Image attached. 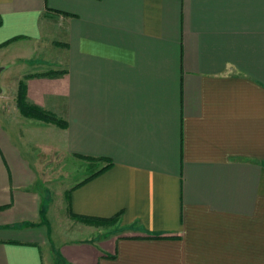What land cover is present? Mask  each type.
<instances>
[{"label": "crops", "instance_id": "1", "mask_svg": "<svg viewBox=\"0 0 264 264\" xmlns=\"http://www.w3.org/2000/svg\"><path fill=\"white\" fill-rule=\"evenodd\" d=\"M0 67L66 122L0 108V264H264V0H0Z\"/></svg>", "mask_w": 264, "mask_h": 264}, {"label": "rangeland", "instance_id": "2", "mask_svg": "<svg viewBox=\"0 0 264 264\" xmlns=\"http://www.w3.org/2000/svg\"><path fill=\"white\" fill-rule=\"evenodd\" d=\"M0 108L5 109L6 112H9L12 115V118L14 119L15 122H20V109L17 105V100H16V97L14 96V91L12 89H6V91H4L3 94L2 93L0 94ZM47 123H52V122H47ZM52 124H55V123H52ZM41 142H44V140H42ZM54 160L56 163V167L52 169L51 171L49 170V173H50L49 177L51 179H56L55 180L56 182L55 183L51 182V186L50 185L49 186L52 191L54 189L58 197L60 195L59 186H68L70 184H73L74 182L79 180L81 177H83L85 173L90 174L94 172L102 164V162L96 163L95 161H92L91 162L92 164L90 163L91 166L89 165L90 169L86 171V169L84 168L85 167L84 164L81 165L80 162L73 161L71 163V167L65 168L63 166V163H60L61 160H60L59 155L56 156ZM66 225L69 226V223L67 222ZM81 234L79 232L77 234L73 232V234L70 233V234H67V236H80Z\"/></svg>", "mask_w": 264, "mask_h": 264}, {"label": "trees", "instance_id": "3", "mask_svg": "<svg viewBox=\"0 0 264 264\" xmlns=\"http://www.w3.org/2000/svg\"><path fill=\"white\" fill-rule=\"evenodd\" d=\"M16 100H17V105L21 111V113L26 116V117H30V118H36L39 120H42L44 122H52L55 123L57 125H59L60 127H65L66 126V122L60 118H58L56 115L52 114V113H48L44 110H42L41 108L35 106V105H31L30 103L27 102L26 99V84L24 81L19 83V87H18V91H17V95H16ZM112 163H107V165L103 168H101L100 170L94 172L91 176H89V178L103 172L104 170H106L109 166H111ZM81 221H86V222H96L99 221L102 224L103 223H107L110 222L111 220L109 219H87V218H82V217H76Z\"/></svg>", "mask_w": 264, "mask_h": 264}, {"label": "water", "instance_id": "4", "mask_svg": "<svg viewBox=\"0 0 264 264\" xmlns=\"http://www.w3.org/2000/svg\"><path fill=\"white\" fill-rule=\"evenodd\" d=\"M2 72V68L0 67V73ZM2 87H1V85H0V94L2 93Z\"/></svg>", "mask_w": 264, "mask_h": 264}]
</instances>
